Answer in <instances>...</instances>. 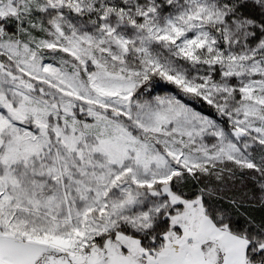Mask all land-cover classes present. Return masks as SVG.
<instances>
[{
    "label": "snow or ice",
    "instance_id": "6c2138e0",
    "mask_svg": "<svg viewBox=\"0 0 264 264\" xmlns=\"http://www.w3.org/2000/svg\"><path fill=\"white\" fill-rule=\"evenodd\" d=\"M0 264H264V0H0Z\"/></svg>",
    "mask_w": 264,
    "mask_h": 264
}]
</instances>
